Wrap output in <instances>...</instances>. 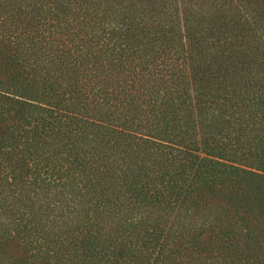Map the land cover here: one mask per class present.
I'll return each mask as SVG.
<instances>
[{
    "label": "trees",
    "instance_id": "trees-1",
    "mask_svg": "<svg viewBox=\"0 0 264 264\" xmlns=\"http://www.w3.org/2000/svg\"><path fill=\"white\" fill-rule=\"evenodd\" d=\"M0 264H264V0H0Z\"/></svg>",
    "mask_w": 264,
    "mask_h": 264
}]
</instances>
